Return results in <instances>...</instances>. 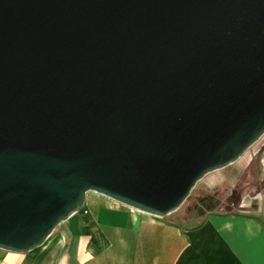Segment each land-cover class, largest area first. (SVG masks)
<instances>
[{
    "label": "water",
    "instance_id": "95a60500",
    "mask_svg": "<svg viewBox=\"0 0 264 264\" xmlns=\"http://www.w3.org/2000/svg\"><path fill=\"white\" fill-rule=\"evenodd\" d=\"M264 134V0H0V249L87 192L164 217Z\"/></svg>",
    "mask_w": 264,
    "mask_h": 264
},
{
    "label": "crops",
    "instance_id": "0c3cea01",
    "mask_svg": "<svg viewBox=\"0 0 264 264\" xmlns=\"http://www.w3.org/2000/svg\"><path fill=\"white\" fill-rule=\"evenodd\" d=\"M254 144L228 208L194 226L90 191L40 246L0 249V264H264V134Z\"/></svg>",
    "mask_w": 264,
    "mask_h": 264
},
{
    "label": "rangeland",
    "instance_id": "374dc122",
    "mask_svg": "<svg viewBox=\"0 0 264 264\" xmlns=\"http://www.w3.org/2000/svg\"><path fill=\"white\" fill-rule=\"evenodd\" d=\"M255 146L253 144L248 148L236 162L206 174L196 183L181 206L165 217L185 226H194L209 212L227 209L230 205L228 201L238 192V178Z\"/></svg>",
    "mask_w": 264,
    "mask_h": 264
}]
</instances>
